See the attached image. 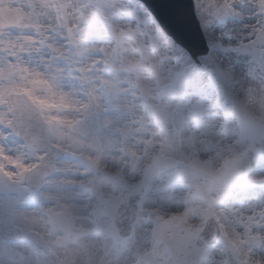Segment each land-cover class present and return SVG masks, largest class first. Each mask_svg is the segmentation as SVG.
Here are the masks:
<instances>
[{"label": "snow or ice", "instance_id": "snow-or-ice-1", "mask_svg": "<svg viewBox=\"0 0 264 264\" xmlns=\"http://www.w3.org/2000/svg\"><path fill=\"white\" fill-rule=\"evenodd\" d=\"M0 264H264V0H0Z\"/></svg>", "mask_w": 264, "mask_h": 264}]
</instances>
